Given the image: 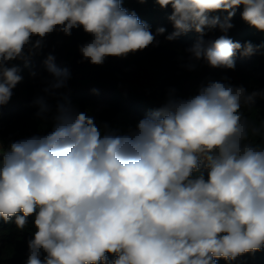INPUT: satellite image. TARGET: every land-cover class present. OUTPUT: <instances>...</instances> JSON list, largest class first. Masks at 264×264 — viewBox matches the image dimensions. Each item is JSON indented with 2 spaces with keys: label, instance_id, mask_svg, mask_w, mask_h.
Segmentation results:
<instances>
[{
  "label": "clouds",
  "instance_id": "9594fccd",
  "mask_svg": "<svg viewBox=\"0 0 264 264\" xmlns=\"http://www.w3.org/2000/svg\"><path fill=\"white\" fill-rule=\"evenodd\" d=\"M156 2L173 9L166 39L194 28L200 38L188 51L211 67L233 69L235 54L255 46L227 35L205 41L206 28L227 33L243 5L242 19L264 31V0ZM220 11L223 20L212 15ZM80 27L93 38L79 51L94 65L142 51L165 32L154 35L122 0H0V105L22 79L10 61L54 31ZM53 61L45 64L58 89L70 73ZM258 95L211 81L187 99L170 94L126 134L58 104L52 130L11 143L0 162V218L23 229L35 213L26 264H217L264 249V146L249 141L250 132L264 136V122L257 128L240 111ZM35 103L38 114L48 111L43 97Z\"/></svg>",
  "mask_w": 264,
  "mask_h": 264
},
{
  "label": "trees",
  "instance_id": "16d2710c",
  "mask_svg": "<svg viewBox=\"0 0 264 264\" xmlns=\"http://www.w3.org/2000/svg\"><path fill=\"white\" fill-rule=\"evenodd\" d=\"M122 7L134 11L154 35L163 27L165 32L156 35L158 43L125 57H107L103 64L94 65L79 51L80 46L93 38L80 27L73 28L71 35L54 31L43 38L40 49L31 53L25 49L23 59L9 62V67H18L22 79L12 89L8 103L0 105V140L6 146L50 132L57 105L65 102H70L80 112H87L102 130L107 124L110 130L126 134L135 129L141 119L160 108L170 94L177 99H187L197 95L211 81L243 86L249 94L259 93L254 104L242 105L240 111L250 124L260 128L264 122V31L242 19L243 5L236 9L230 21L233 27L227 33L218 27L206 28L203 36L205 41H210L227 35L241 45L251 42L255 46L251 55L242 56L239 51L235 54L233 69L211 67L203 59H192L188 49L200 38L194 28L171 41L166 39L175 31L169 19L173 12L171 5L162 8L156 0H122ZM227 14L220 11L212 15L223 20ZM36 39L38 37H32V42ZM49 55L54 57L56 67L66 68L70 73L66 85L58 89L50 88L54 78L45 64ZM46 88L49 91L45 92ZM41 97L48 111L38 114L40 110L35 101ZM260 131L264 132V128ZM249 141L264 146V136L260 134L250 132ZM201 172L207 179V172L203 168ZM196 175L199 173H194L193 178ZM34 220L35 213L20 229L15 217L7 222L0 218V264H26L29 241L36 231ZM46 255L42 252L41 259ZM107 255L110 261L116 259L114 254ZM217 264H264V249L231 261L221 258Z\"/></svg>",
  "mask_w": 264,
  "mask_h": 264
},
{
  "label": "built area",
  "instance_id": "2783aa9c",
  "mask_svg": "<svg viewBox=\"0 0 264 264\" xmlns=\"http://www.w3.org/2000/svg\"><path fill=\"white\" fill-rule=\"evenodd\" d=\"M0 146H2V151H0V159L3 160V152L7 151L9 149V146H6L1 140H0ZM205 171L207 172V170Z\"/></svg>",
  "mask_w": 264,
  "mask_h": 264
},
{
  "label": "rangeland",
  "instance_id": "374dc122",
  "mask_svg": "<svg viewBox=\"0 0 264 264\" xmlns=\"http://www.w3.org/2000/svg\"><path fill=\"white\" fill-rule=\"evenodd\" d=\"M1 160V159H0Z\"/></svg>",
  "mask_w": 264,
  "mask_h": 264
}]
</instances>
